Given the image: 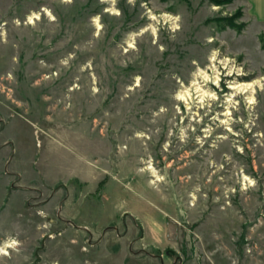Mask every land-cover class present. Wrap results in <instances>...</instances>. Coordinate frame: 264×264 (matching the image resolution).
<instances>
[{
	"label": "rangeland",
	"instance_id": "obj_1",
	"mask_svg": "<svg viewBox=\"0 0 264 264\" xmlns=\"http://www.w3.org/2000/svg\"><path fill=\"white\" fill-rule=\"evenodd\" d=\"M263 38L240 0H0V264H264Z\"/></svg>",
	"mask_w": 264,
	"mask_h": 264
},
{
	"label": "crops",
	"instance_id": "obj_2",
	"mask_svg": "<svg viewBox=\"0 0 264 264\" xmlns=\"http://www.w3.org/2000/svg\"><path fill=\"white\" fill-rule=\"evenodd\" d=\"M240 4L245 8L249 18L256 22H264V0H240ZM15 141V140H14ZM47 142V139H45ZM53 142V141H49ZM16 145V141L14 142ZM49 146L52 147V144L49 143ZM17 153H18V145H17ZM53 148V147H52ZM18 155L16 156V158ZM20 157H18L19 159ZM36 167L40 172L39 163L37 164L36 161ZM48 182H51L48 178H45Z\"/></svg>",
	"mask_w": 264,
	"mask_h": 264
},
{
	"label": "trees",
	"instance_id": "obj_3",
	"mask_svg": "<svg viewBox=\"0 0 264 264\" xmlns=\"http://www.w3.org/2000/svg\"><path fill=\"white\" fill-rule=\"evenodd\" d=\"M229 2H230V0H229ZM223 3H225V2H217V4H219V5H222ZM236 17H240V15L239 16H233L231 19L226 20L225 23L221 26V28H225L226 26L237 28V24L235 22ZM261 42H262V47L264 49V38L261 40Z\"/></svg>",
	"mask_w": 264,
	"mask_h": 264
},
{
	"label": "bare ground",
	"instance_id": "obj_4",
	"mask_svg": "<svg viewBox=\"0 0 264 264\" xmlns=\"http://www.w3.org/2000/svg\"><path fill=\"white\" fill-rule=\"evenodd\" d=\"M9 246V245H8Z\"/></svg>",
	"mask_w": 264,
	"mask_h": 264
}]
</instances>
